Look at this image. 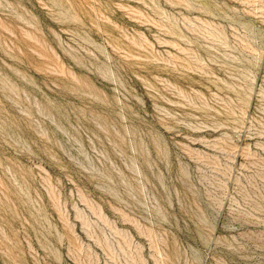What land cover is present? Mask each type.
Masks as SVG:
<instances>
[{
	"label": "rangeland",
	"instance_id": "374dc122",
	"mask_svg": "<svg viewBox=\"0 0 264 264\" xmlns=\"http://www.w3.org/2000/svg\"><path fill=\"white\" fill-rule=\"evenodd\" d=\"M0 264H264V0H0Z\"/></svg>",
	"mask_w": 264,
	"mask_h": 264
}]
</instances>
